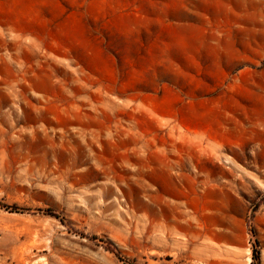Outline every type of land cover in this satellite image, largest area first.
<instances>
[{"label":"rangeland","instance_id":"obj_1","mask_svg":"<svg viewBox=\"0 0 264 264\" xmlns=\"http://www.w3.org/2000/svg\"><path fill=\"white\" fill-rule=\"evenodd\" d=\"M253 262L264 0H0V264Z\"/></svg>","mask_w":264,"mask_h":264},{"label":"trees","instance_id":"obj_2","mask_svg":"<svg viewBox=\"0 0 264 264\" xmlns=\"http://www.w3.org/2000/svg\"><path fill=\"white\" fill-rule=\"evenodd\" d=\"M5 207H6V208H10V207L7 206V205H5ZM48 212H51V211H48ZM257 254H258V251H256V249L254 248V250H253V259H254V260H257V259H258ZM253 264H254V262H253Z\"/></svg>","mask_w":264,"mask_h":264}]
</instances>
